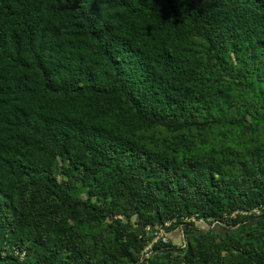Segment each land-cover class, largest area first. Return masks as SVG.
Returning a JSON list of instances; mask_svg holds the SVG:
<instances>
[{
    "label": "trees",
    "instance_id": "trees-1",
    "mask_svg": "<svg viewBox=\"0 0 264 264\" xmlns=\"http://www.w3.org/2000/svg\"><path fill=\"white\" fill-rule=\"evenodd\" d=\"M0 264H264V0H0Z\"/></svg>",
    "mask_w": 264,
    "mask_h": 264
},
{
    "label": "built area",
    "instance_id": "built-area-1",
    "mask_svg": "<svg viewBox=\"0 0 264 264\" xmlns=\"http://www.w3.org/2000/svg\"><path fill=\"white\" fill-rule=\"evenodd\" d=\"M184 222H195L196 224H205L207 223L203 218H197L196 216H191L188 218H185L183 220ZM212 223H219L218 221H214ZM171 225L170 221H166L164 222L162 225H158L156 226L153 230H151L149 227H146L147 230H151V234H152V239L150 240V242L148 243L147 246L144 247L143 251H142V259L146 258L150 252H151V247L152 244L154 242H157L158 240H161L162 242H168L169 240V233L166 231V229ZM177 231H179V233L183 236L182 233V224H180L179 228L176 229ZM185 242H183V246H184ZM24 252H22L21 257H23Z\"/></svg>",
    "mask_w": 264,
    "mask_h": 264
},
{
    "label": "rangeland",
    "instance_id": "rangeland-1",
    "mask_svg": "<svg viewBox=\"0 0 264 264\" xmlns=\"http://www.w3.org/2000/svg\"><path fill=\"white\" fill-rule=\"evenodd\" d=\"M197 228H199L200 231L211 230L220 235H225L228 231L235 230V228L227 229L226 227H223L220 223L198 224ZM169 239H171L172 244L176 246L182 245L185 241V238L177 230H173L169 233Z\"/></svg>",
    "mask_w": 264,
    "mask_h": 264
}]
</instances>
